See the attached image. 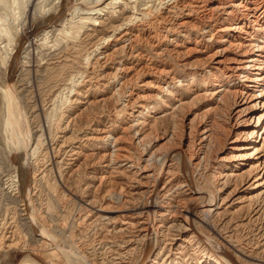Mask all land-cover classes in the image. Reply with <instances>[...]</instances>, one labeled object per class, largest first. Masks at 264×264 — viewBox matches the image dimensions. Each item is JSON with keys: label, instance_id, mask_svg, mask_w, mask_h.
I'll return each mask as SVG.
<instances>
[{"label": "bare ground", "instance_id": "bare-ground-1", "mask_svg": "<svg viewBox=\"0 0 264 264\" xmlns=\"http://www.w3.org/2000/svg\"><path fill=\"white\" fill-rule=\"evenodd\" d=\"M0 64V138L19 161L0 255L264 264V0H0ZM73 192L86 215L67 230Z\"/></svg>", "mask_w": 264, "mask_h": 264}, {"label": "rangeland", "instance_id": "rangeland-1", "mask_svg": "<svg viewBox=\"0 0 264 264\" xmlns=\"http://www.w3.org/2000/svg\"><path fill=\"white\" fill-rule=\"evenodd\" d=\"M22 20H24L23 18H22ZM27 20H29V21H26L25 20V22L24 23H21L22 25L20 26V29L22 30L21 32V35H20V37H21V39L18 41V42H25L24 44H23V47H25L26 46V44H27V42L25 41V39H26V35H29V34H31L30 32L32 31V30H34V28L37 26L36 24L37 23H39V22H36V20L35 21H32V16H31V14H29V15H27ZM27 23H29L28 25H27ZM36 23V24H35ZM24 33V34H23ZM23 40V41H22ZM37 48V44H35L34 46H33V49L34 48ZM25 51V50H24ZM3 56V55H2ZM24 58V53H23V50L21 51V52H19V54H18V56H17V65H20V63L21 62H23V59ZM8 59V58H7ZM34 61L35 60H32L31 61V65L30 66H33L34 65ZM9 62H10V60H9ZM10 64L8 63L7 65H6V67H7V69H9L10 67ZM2 66H1V64H0V73H1V71H2V69H3V67L1 68ZM5 67V68H6ZM9 67V68H8ZM18 69V68H17ZM4 70V69H3ZM15 75H18V74H15ZM0 78H1V75H0ZM27 78L28 79H25V80H27V85H26V87H27V89H28V91L29 92H31V95H28V94H24L23 95V97H27V98H23L24 99V101L26 100L27 101V103L29 104V107H34V105L35 106H37L35 109H33V111L32 112H34V113H32L33 115H35L34 117H33V115H32V118H30V120H31V123L30 124H32L33 126H31V128H33V132H38L39 133V135H41L42 134V132L43 133H45V134H47V128H46V126H45V124H44V120H43V112L44 111H46V109H47V107L49 106V99H47L46 98V96L47 95H44V93L42 94V92H44V89H42V92L39 90L40 88H39V82L40 81H38V78H39V80H40V75H37L36 73H31L29 76H27ZM15 80H17V79H15ZM2 81H0V85L3 83H1ZM31 82V83H30ZM35 89V90H34ZM45 98V99H44ZM46 99H47V101H46ZM28 101H30V102H28ZM48 102V103H47ZM40 111H39V110ZM258 110V109H257ZM38 111V112H37ZM37 112V113H36ZM258 112H260V111H258ZM36 113V114H35ZM29 114H30V111H29ZM259 113H257V115H258ZM37 115V116H36ZM41 115V116H40ZM251 116H254V115H248L247 116V118H249V117H251ZM41 117V118H40ZM34 119H36V120H34ZM42 123V124H41ZM36 124V125H35ZM39 124V125H38ZM36 127V128H35ZM38 127H41V128H39L38 129ZM0 128H1V126H0ZM42 128H43V130H42ZM46 128V129H45ZM44 130H45V132H44ZM1 131V130H0ZM41 133V134H40ZM0 134H1V132H0ZM45 134H42L43 136L45 135ZM238 134V131L236 132V129L233 131V133H232V136H231V140L232 139H234L235 137H236V135ZM38 135V134H37ZM1 137V136H0ZM48 137V136H47ZM46 137V135L43 137L44 139H45V141H44V144H46L45 145V147L47 146L48 147V149L50 150V145H49V141H48V138ZM2 140H1V138H0V223L2 222V220L4 219V217L6 216V212H5V210H7V209H11V208H13L12 207V205L10 204V203H8V202H10V199L7 197V192H8V186L7 185H9L10 184V178H12V176L14 175H16L15 173H13V171L15 172V168L17 167L18 168V166H19V161H18V156L16 155V154H12V155H9L8 153H7V151L4 149V147H3V145H2ZM2 145V146H1ZM51 152L49 151V157L52 159V153L50 154ZM7 156V157H6ZM46 161H48L47 162V164L48 163H50V162H52V161H50V160H46ZM49 165V164H48ZM15 167V168H14ZM7 169V170H6ZM11 176V177H10ZM13 176V177H14ZM5 191H7V192H5ZM6 195H5V194ZM73 194H75L74 192H73ZM80 193H76L75 195H74V197H75V199H74V201H75V205L76 204H78V205H76V206H71L70 207V205H69V207H67V209H66V211L64 210L63 212H65L66 213V219L67 220H65V219H62L61 220V218H59V215L60 216H63V213H62V210H60L61 212L59 213V214H57L58 215V219L57 218H55V219H57V224H55V226H60V227H63V226H65V228H67V230H68V227L70 226H73V224H74V226H75V224H76V221H77V223H79L84 217H85V215H86V213H83V207L81 206V203H80V201H82V200H84V198H83V196L80 194ZM3 195V196H2ZM65 195H67V196H69L67 193H65ZM70 197V196H69ZM5 199V200H4ZM8 200V201H7ZM10 204V205H9ZM10 207H9V206ZM19 206L21 205V204H18ZM5 207V208H4ZM74 207V208H73ZM79 207V208H78ZM80 207L82 208V209H80ZM19 208V207H18ZM77 208V209H76ZM71 209V210H70ZM73 209V210H72ZM79 209H80V212H79ZM68 210V211H67ZM78 210V211H77ZM69 212V213H68ZM83 214H82V213ZM80 213H81V215H80ZM5 216H4V215ZM62 214V215H61ZM71 214V215H70ZM75 214V215H74ZM70 215V216H69ZM79 215V216H78ZM2 216H3V218H2ZM73 216V217H72ZM83 217V218H82ZM76 218V219H75ZM82 218V219H81ZM72 219H73V221H75V222H73L72 221ZM81 219V220H80ZM71 220V221H70ZM80 220V221H79ZM67 221H68V223H67ZM66 222V223H65ZM71 222H73V223H71ZM71 223V224H70ZM60 224V225H59ZM64 224H66V225H64ZM69 226H68V225ZM68 226V227H67ZM69 227V228H70ZM26 238H28L29 240H30V237L27 235V237ZM10 252V253H9ZM8 253L6 252V253H4V254H1V255H3V256H1L0 255V264H20V262L22 261V259L24 258V254L25 253H23V252H17V251H15L14 252V250H12V251H9ZM6 254V255H5ZM38 261H40V263H42V260L40 259V260H38Z\"/></svg>", "mask_w": 264, "mask_h": 264}]
</instances>
